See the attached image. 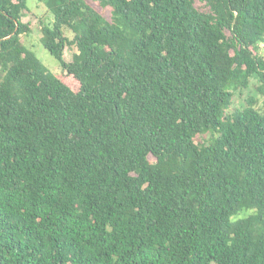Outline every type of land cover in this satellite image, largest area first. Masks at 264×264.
<instances>
[{
	"label": "trees",
	"instance_id": "16d2710c",
	"mask_svg": "<svg viewBox=\"0 0 264 264\" xmlns=\"http://www.w3.org/2000/svg\"><path fill=\"white\" fill-rule=\"evenodd\" d=\"M253 78L264 0H0V264H264Z\"/></svg>",
	"mask_w": 264,
	"mask_h": 264
},
{
	"label": "rangeland",
	"instance_id": "374dc122",
	"mask_svg": "<svg viewBox=\"0 0 264 264\" xmlns=\"http://www.w3.org/2000/svg\"><path fill=\"white\" fill-rule=\"evenodd\" d=\"M28 8L29 13H26L23 21L30 24L32 32L28 35L22 36L23 43L31 51L35 53L41 63L52 73L66 76L64 71L59 67V62L52 56L43 46L41 42L42 38V23L50 22L52 20V15L48 13V9L44 2L29 1ZM107 13V11H104ZM106 15V14H105ZM107 16V15H106ZM66 35L72 39L73 34L66 31ZM76 52L75 49H66L65 60L70 62L72 60L73 54ZM260 85L257 79L253 78L250 80V87L248 89L240 90L234 92L233 106L232 108H243L246 106V100L249 97H254L258 101V107L264 108V97L258 93L257 87ZM210 138V134L201 136L199 141L201 143L207 141Z\"/></svg>",
	"mask_w": 264,
	"mask_h": 264
}]
</instances>
